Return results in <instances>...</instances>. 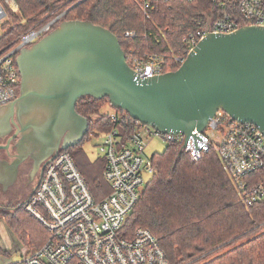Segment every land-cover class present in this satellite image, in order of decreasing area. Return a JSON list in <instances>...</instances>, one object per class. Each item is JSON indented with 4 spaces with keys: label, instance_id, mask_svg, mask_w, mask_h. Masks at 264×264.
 <instances>
[{
    "label": "built area",
    "instance_id": "built-area-1",
    "mask_svg": "<svg viewBox=\"0 0 264 264\" xmlns=\"http://www.w3.org/2000/svg\"><path fill=\"white\" fill-rule=\"evenodd\" d=\"M169 1L141 0L146 20L152 18L153 2ZM218 6L183 37L184 56H175L170 62L153 51L140 55L133 52L128 64L135 78L150 80L167 73L173 63L181 66L210 34H232L245 26L264 29V0H221ZM19 12L16 0H0V27L11 14ZM66 13L52 11L19 36L10 50L0 54V107L19 95L20 52L57 29L65 22ZM125 36L135 39L138 34L127 31ZM109 116L114 123L120 120L116 111ZM103 135L100 152L109 194L96 199L72 154L61 151L48 163L37 190L25 203V211L46 229L48 237L39 249L22 250L23 259L13 264H171L152 232L139 228L128 234L126 230L128 218L156 173L153 155L146 153L155 137L178 145L193 162L215 151L242 204L251 207L264 203V134L255 124L236 121L223 110L209 119L204 131L196 129L187 137L165 134L135 120L127 137L118 129Z\"/></svg>",
    "mask_w": 264,
    "mask_h": 264
},
{
    "label": "trees",
    "instance_id": "trees-1",
    "mask_svg": "<svg viewBox=\"0 0 264 264\" xmlns=\"http://www.w3.org/2000/svg\"><path fill=\"white\" fill-rule=\"evenodd\" d=\"M140 1L16 0L20 12L11 14L1 26L0 54L10 50L28 28L58 9V14L67 12L65 21H90L111 31L128 63L133 52L140 55L146 51L162 54L172 62L175 56L185 55L183 37L196 28L199 19L216 12L221 0L153 2L151 20H146ZM127 31H136L138 37L127 38ZM179 67L173 63L166 72ZM106 106L113 108L108 99L86 97L78 101L77 112L90 122L86 138L113 129L128 136L134 119L113 108L120 119L114 123L111 112H103ZM67 151L94 197L99 200L109 194L110 187L103 178L105 160L91 163L80 145ZM152 161L156 173L127 220L128 234L139 228L152 232L171 264H264V203L251 207L242 204L215 151L193 162L178 145L169 144L163 153L153 155ZM0 218L33 251L48 237L46 229L25 211V203L13 211L0 208ZM7 255L0 242V257Z\"/></svg>",
    "mask_w": 264,
    "mask_h": 264
},
{
    "label": "water",
    "instance_id": "water-1",
    "mask_svg": "<svg viewBox=\"0 0 264 264\" xmlns=\"http://www.w3.org/2000/svg\"><path fill=\"white\" fill-rule=\"evenodd\" d=\"M17 66L16 103L30 112L25 130L40 133L49 147L46 166L87 137L90 122L76 110L86 97L108 99L114 109L165 134L202 132L219 110L264 134L263 28L210 34L177 71L140 81L111 31L90 21H65L23 49Z\"/></svg>",
    "mask_w": 264,
    "mask_h": 264
},
{
    "label": "flooded vegetation",
    "instance_id": "flooded-vegetation-1",
    "mask_svg": "<svg viewBox=\"0 0 264 264\" xmlns=\"http://www.w3.org/2000/svg\"><path fill=\"white\" fill-rule=\"evenodd\" d=\"M21 90V88H20ZM15 101L0 107V192L7 199L13 180L23 181V195L13 202L24 204L37 190L49 160V147L43 144L40 133L26 131L29 110ZM15 104V105H13ZM12 173L15 178L12 179ZM11 206V205H10ZM10 206H0L11 209Z\"/></svg>",
    "mask_w": 264,
    "mask_h": 264
},
{
    "label": "rangeland",
    "instance_id": "rangeland-1",
    "mask_svg": "<svg viewBox=\"0 0 264 264\" xmlns=\"http://www.w3.org/2000/svg\"><path fill=\"white\" fill-rule=\"evenodd\" d=\"M0 34L3 35L4 31H2L0 27ZM113 111V108L110 106H106L103 112L110 113ZM104 142V135L102 134H91L89 138H85V140L80 144L81 149L87 155L89 161L91 163H96L102 159V154L100 152V147ZM168 143L159 137L153 138L150 141L149 146L146 150L147 155L151 156L154 154L163 153L166 148L168 147ZM13 180L11 183L12 189L11 191L7 192V199L4 198L0 192V206L6 205L12 207L11 210L17 208L18 206L14 207V203L17 199H20L23 195V181ZM0 242L3 249L8 253L7 256L0 257V264H13L19 262L23 259L22 250L31 249L27 245H24L21 240L9 229L7 223L3 218H0Z\"/></svg>",
    "mask_w": 264,
    "mask_h": 264
},
{
    "label": "crops",
    "instance_id": "crops-1",
    "mask_svg": "<svg viewBox=\"0 0 264 264\" xmlns=\"http://www.w3.org/2000/svg\"><path fill=\"white\" fill-rule=\"evenodd\" d=\"M1 183V182H0Z\"/></svg>",
    "mask_w": 264,
    "mask_h": 264
}]
</instances>
